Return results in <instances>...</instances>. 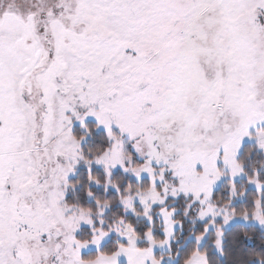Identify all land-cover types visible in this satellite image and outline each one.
I'll return each mask as SVG.
<instances>
[{
	"label": "snow or ice",
	"instance_id": "6c2138e0",
	"mask_svg": "<svg viewBox=\"0 0 264 264\" xmlns=\"http://www.w3.org/2000/svg\"><path fill=\"white\" fill-rule=\"evenodd\" d=\"M0 264H264V0H0Z\"/></svg>",
	"mask_w": 264,
	"mask_h": 264
}]
</instances>
